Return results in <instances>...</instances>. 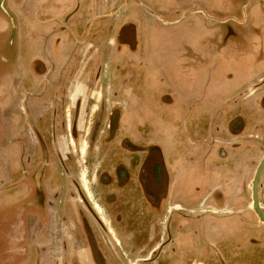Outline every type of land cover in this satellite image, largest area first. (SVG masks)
Returning <instances> with one entry per match:
<instances>
[{"label":"flooded vegetation","instance_id":"obj_1","mask_svg":"<svg viewBox=\"0 0 264 264\" xmlns=\"http://www.w3.org/2000/svg\"><path fill=\"white\" fill-rule=\"evenodd\" d=\"M253 1L250 7H256L261 26L245 16V2L230 0L226 13L234 22L221 27V38L234 50L257 45L256 62L239 69L242 76L224 90L222 82L215 84L221 94L231 91L232 98L215 116L209 112L211 100L200 109L191 141L179 118L167 142L160 105L180 80L182 59L198 63L202 58L180 40L173 47L165 34L155 45L147 15L119 19L113 29H106L113 23L103 15L99 21L105 27L98 35L89 34L88 25L79 37L71 34L68 63L36 62V77L17 88L15 135L6 143H15L14 161L5 170L14 173L7 188L15 194L6 200L8 236L2 235L1 247L50 264H160L161 253L178 242L176 226L186 216L205 223L213 216L238 229L247 224L261 233L252 241L264 246V224L256 223L250 199V180L264 155V76L256 77L264 68V52L248 42L254 36L264 41V2ZM138 27L147 46L137 43ZM91 50L98 60L87 76L79 63ZM174 55L175 71L169 67ZM126 81H131L129 95L122 91ZM204 91L202 86V96ZM184 168L187 180L195 181L193 170H199L200 186L207 184L205 196H194L187 214L178 203ZM207 198L217 211L205 209L200 217L194 208ZM255 207L264 217V163ZM247 209L252 218L247 219Z\"/></svg>","mask_w":264,"mask_h":264},{"label":"crops","instance_id":"obj_2","mask_svg":"<svg viewBox=\"0 0 264 264\" xmlns=\"http://www.w3.org/2000/svg\"><path fill=\"white\" fill-rule=\"evenodd\" d=\"M148 1L149 0H0V84L4 86V83L7 81L6 78L12 80L13 84V87L10 89L9 85L11 83L8 84V86L4 87L2 93H0V115L6 120L4 123L6 124L7 122L8 124L4 128L5 133L2 142H0V223L1 219H3V215H5L6 200L15 194L13 193L14 189H12L13 192L10 193L11 191L7 188V181H14V173L11 172L7 174L5 170L7 162L10 160V162L13 163L14 161V140H11L9 145L6 143L10 137L13 138L15 135L14 119L16 117L17 88L23 82L30 84L31 81L29 80L36 77L33 72L36 62L43 60L46 63L52 62L55 66L58 65L59 67L64 61L68 63L65 58L69 48L72 46L71 34L74 33L79 37L82 30H85L86 25H88L89 34L93 36L98 35L105 27L102 26L99 21V18L103 15H109L107 19L110 21L112 20L113 23L112 26L108 25L106 29L115 28L119 19L127 20L131 18L143 20L147 15L151 22V27L149 28L155 31L158 29L160 31V36H155L153 42L155 45L162 44V34L168 35L172 33L175 34L176 37H179L180 43L189 45L192 52L195 54L198 53L195 49L193 50L191 45L193 43L191 40V43H188L185 39L186 34L184 29L182 30L177 27L178 20L187 16H189L190 20H186L190 22V25H188L193 27V23L196 17H198V14L195 13V11L198 10L196 9L197 6L188 7L192 4L193 0H191L192 2L190 3L189 0H180L179 2H187L184 6L178 4L179 2H176V0H169V2L168 0H155L158 2V5H154L157 7L156 11L157 9L159 10V13L156 15L159 18L160 24L154 23L156 19H150L153 18V16L146 7ZM217 1L219 4L221 2V4H218L219 7H215L217 5L213 3V8L211 7L209 9L210 13L220 15L226 14V11H231L229 7H226L227 4L230 6V0ZM261 1L264 2V0ZM242 2H245L244 4L249 6L245 11V16L252 21L251 24L257 27L261 26V18L257 13L256 7H250L255 1L240 0L238 3ZM167 14H173V16L167 18ZM229 15L230 13L228 16ZM172 21H175L176 27L173 30L172 28L168 30V24L172 26ZM261 30H264V27H261ZM213 33L214 40L216 37L220 40L222 34L221 27L213 29ZM151 35H153V31ZM257 37L254 36V38L250 39L248 42L260 45V50L262 49L264 52V46L262 45L264 41L261 40V38L258 40ZM223 43L226 47L233 48V44L228 40L225 42L223 41ZM241 49L240 47L237 51ZM257 49H259L257 45L251 48H243V50L248 53L244 54L243 51H239V55L236 58L234 57L233 63L238 67V69H234L236 73V76H234L235 80L236 77L242 76L241 70L239 69L243 68L245 70L250 62L251 64L252 62H256L255 60L257 57L255 54ZM229 51L230 50H228V52ZM201 58L202 62H204V58ZM230 58L231 57H228V62H231ZM97 60L96 50L85 52L83 58L80 60L79 69H85L86 75L90 76L88 71L96 67L95 62ZM202 62L196 63L189 58L182 59L183 65L186 66L182 65L180 68L178 74L180 80L176 83L174 90L168 89V94L164 99L166 103L160 105L166 115L164 124L166 129H168L166 135L168 143L173 138L171 131L174 132L176 129L174 125L176 119L180 118L182 120L183 130H187L185 134L188 136V140L191 141L194 139V136H191V134L193 128H195L196 117H198L197 114L200 109L207 108L211 100L212 102L208 108L210 109L209 112L212 110L214 114V111H218L217 109H219L221 105L224 108L225 105L223 104H225V102L227 103V101L232 98L231 96L233 93L231 91L221 94L218 91L219 88L215 87V84L220 82L219 80L215 81V79L211 78L214 82L211 84L207 83L208 79H210L209 76H212L209 73H206L208 76L206 81L199 82V80H197L199 74L201 75L200 70L202 71V69L199 68L202 67ZM256 67L257 65L255 68ZM230 76H232V74ZM259 76H264V68L256 77ZM126 77H129V73L126 74ZM234 77L232 76L228 79ZM129 83H131V81H126L122 85V91L126 95H129ZM221 84H223L221 87L224 90L225 86H230L231 83L229 81H224ZM202 86L205 88V96H202V92L200 93L199 90V87L202 89ZM212 89L213 94L211 95L213 96L210 95L211 98L207 92ZM181 97L186 100L180 102ZM209 112H206L207 114L205 115H208ZM7 131H9L10 136L6 134ZM186 156L187 155H185L184 158ZM182 162L184 166L189 163L184 160ZM11 252L14 254L12 258H10L12 260L10 264H50L47 259L35 261L27 256H17L14 248L11 249ZM81 264H89V262L86 260L82 261Z\"/></svg>","mask_w":264,"mask_h":264},{"label":"rangeland","instance_id":"obj_3","mask_svg":"<svg viewBox=\"0 0 264 264\" xmlns=\"http://www.w3.org/2000/svg\"><path fill=\"white\" fill-rule=\"evenodd\" d=\"M179 1L180 0H176V2ZM190 2L192 1L189 0V3ZM157 3L158 2H156L155 0H149L146 5L147 10L153 16V18H150L152 20H159L158 16L156 15L157 13H159V10L157 9L156 11L157 7L154 5H158ZM213 3L217 5L215 7H219V5L221 4V2L219 4L217 0H193L192 4L188 6H197L196 9H198L196 10L197 12L195 11V13L198 14V17H196V20L193 23V27L189 26V16L179 19L177 27L179 29L181 28L182 30L184 29V32L186 34L185 39L188 41V43L192 42L193 44L191 45L193 47V50L195 49V51L198 52L197 55L199 57L204 58L202 67L199 68L202 69L204 75L201 74L202 80H199V82L206 81V77H208L206 73H209L212 76H209L210 79H208L207 81L208 84L214 82L211 80V78L215 79V81L219 80L222 83L224 81L233 83L235 82L234 76H236L234 69H238V67L233 63L234 57L236 58L241 51H243L244 54L248 52L243 50V48H245L244 46L241 47L242 49L239 50L240 52L234 50L233 48L226 47L222 41V38H220V40L218 39V37H216L215 40L211 39L214 36L213 29L223 27L228 24L231 25L234 22V18L228 16V13L220 15H214L210 13L209 9L211 7L213 8ZM178 4H182L184 6L185 4H187V2L181 1ZM172 16L173 14H167V18ZM235 19L239 18L235 17ZM168 27V30H171V28L173 30L176 27L175 21H172V26L168 24ZM159 34L160 31L158 29L153 32L154 40L156 35L160 36ZM167 37H169L168 39H170L171 45L173 47H177L179 45V42H176L177 40L179 41V37H176L175 34L169 33ZM137 41L139 45L147 46L148 40H146V36L144 37L139 27L137 28ZM228 50L230 51L228 52ZM228 57H231V62H228ZM176 60L177 59H175L174 55L173 59L170 61L169 67H173V71H175ZM169 71L171 72V74H173L170 69ZM229 74H232L234 78L228 79ZM6 80L7 81L4 83V86H2L3 84H0V93H2L4 87L8 86V84L10 83L11 84L9 85V89L13 87L12 80H10L9 78H6ZM184 100L186 99H183L181 97L180 102H183ZM5 121L6 120L4 119V117L0 115V142H2L5 133L4 128L8 125L7 122L6 124L4 123ZM6 134L10 136L9 131H7ZM11 138L12 137H10L9 139ZM191 166L192 164L190 162L189 167L191 168ZM186 172L188 171L184 168L182 181H179V186L182 184V195L180 194L178 203L182 205L184 214H187L185 209L191 208L194 204V196H197L199 199H201L205 196L207 190V184H203L202 186H200L202 173H200L199 170H193V173H195V181L193 182L190 181V178V180H187ZM83 173L86 172L83 171ZM194 186H197V188H194ZM185 192L188 196L184 194ZM199 203L200 206L194 209L195 211L198 210L200 217H204L207 214L208 211H205V209L217 211L212 207L214 203L208 201V198L207 201L203 200V202L200 201ZM247 203H249V197L245 196L244 204ZM188 214L193 215L194 210L192 212H188ZM249 214L250 213L247 209V219L252 218ZM212 218V221H210L209 223H205L199 220L201 218L193 219L192 217H183V221H179V225L177 224L176 226V228L178 229V242H173L170 245L171 247H169V250L166 249L165 253H161L158 260L160 261V264H264V246L257 245L252 241V239L256 238L257 236H261V233H259L258 231L248 230L249 227H247V224L241 223L240 228L238 229L222 224L226 222V220H216V218L214 219L213 216ZM255 218L256 223L260 224L261 222H258L256 215ZM5 225L6 224H4L3 219H1L0 240H2V235H4L3 239L7 235L6 229L8 225ZM243 226L245 228H243ZM173 228L175 227L173 226ZM208 237L212 242V245L208 243L206 239ZM1 244L3 245V241L0 242V264H10L12 262L10 258H12L14 253L5 250V248H2ZM116 263L119 264L118 262ZM133 263L136 264L138 263V261L136 263L133 261L128 264Z\"/></svg>","mask_w":264,"mask_h":264},{"label":"water","instance_id":"obj_4","mask_svg":"<svg viewBox=\"0 0 264 264\" xmlns=\"http://www.w3.org/2000/svg\"><path fill=\"white\" fill-rule=\"evenodd\" d=\"M264 163V155L263 157L261 158L260 162H258V164L256 165L255 167V170H254V174L250 180V184H251V195H250V199L252 201V203L254 204V208H252V210H254L255 212V215L257 217V220L258 222H261L264 224V217L262 216V214L257 210V208L255 207V204H256V182H257V177H258V174L262 168V165Z\"/></svg>","mask_w":264,"mask_h":264}]
</instances>
